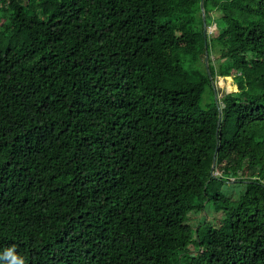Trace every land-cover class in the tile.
I'll list each match as a JSON object with an SVG mask.
<instances>
[{
	"label": "trees",
	"instance_id": "obj_1",
	"mask_svg": "<svg viewBox=\"0 0 264 264\" xmlns=\"http://www.w3.org/2000/svg\"><path fill=\"white\" fill-rule=\"evenodd\" d=\"M204 10L209 68L201 0H0V250L264 264V0ZM212 190L224 223L202 229Z\"/></svg>",
	"mask_w": 264,
	"mask_h": 264
},
{
	"label": "rangeland",
	"instance_id": "obj_2",
	"mask_svg": "<svg viewBox=\"0 0 264 264\" xmlns=\"http://www.w3.org/2000/svg\"><path fill=\"white\" fill-rule=\"evenodd\" d=\"M217 16V14H216ZM215 29V25L213 24L211 27L208 28V33L211 34ZM217 58V57H216ZM215 58V60H216ZM216 62V61H215ZM192 70H194L195 67H190ZM216 83L218 97L221 99L225 92H235L237 91V86L234 83L233 77H218V80ZM204 104V103H203ZM216 173H218L216 169ZM215 191H210V195L212 198L209 199L204 205L205 209L200 212L196 213V210H193L190 213L191 219L193 221V225L198 222V226L202 229H206L208 227H219L224 223V207L225 203H223L222 200H217V198L214 197ZM220 193L224 196L225 200H227L231 205L235 206L238 205L243 197L244 194V185L235 183V184H223L221 186ZM216 203H218V208L215 207ZM196 215V216H194ZM197 220V221H196ZM190 223V222H189ZM190 250L193 252V254L197 255L198 253L195 251L194 246L190 247Z\"/></svg>",
	"mask_w": 264,
	"mask_h": 264
},
{
	"label": "clouds",
	"instance_id": "obj_3",
	"mask_svg": "<svg viewBox=\"0 0 264 264\" xmlns=\"http://www.w3.org/2000/svg\"><path fill=\"white\" fill-rule=\"evenodd\" d=\"M0 264H27L26 258L20 254L15 244L0 250Z\"/></svg>",
	"mask_w": 264,
	"mask_h": 264
},
{
	"label": "water",
	"instance_id": "obj_4",
	"mask_svg": "<svg viewBox=\"0 0 264 264\" xmlns=\"http://www.w3.org/2000/svg\"><path fill=\"white\" fill-rule=\"evenodd\" d=\"M201 8H202V14H203L204 37H205V48H206V51H205V63L207 65V68H209V52H208V49H207V46H208V44H207L208 26H207L205 10H204V0H201ZM212 84H213V87H214L215 100H216V103L219 105V97H218L216 83H215L214 80H213ZM219 113H220V119H221V113H222L221 110H219ZM216 163H217V152L215 153L214 158H213V164H212V170H211L213 176H216Z\"/></svg>",
	"mask_w": 264,
	"mask_h": 264
}]
</instances>
